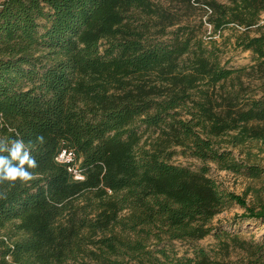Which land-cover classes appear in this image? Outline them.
<instances>
[{
	"label": "trees",
	"instance_id": "1",
	"mask_svg": "<svg viewBox=\"0 0 264 264\" xmlns=\"http://www.w3.org/2000/svg\"><path fill=\"white\" fill-rule=\"evenodd\" d=\"M154 1L0 2V137L32 141L38 163L28 183L0 185V264H227L202 248L178 258L169 245L210 235L232 204L239 218L264 222V186L249 205L204 165L261 177L233 150L264 145V90L240 98L226 84L244 70L220 65L213 42ZM193 3L212 34L241 29L237 47L264 67V0ZM62 150L81 181L73 163L56 161ZM231 241L244 264H264L263 245Z\"/></svg>",
	"mask_w": 264,
	"mask_h": 264
},
{
	"label": "rangeland",
	"instance_id": "2",
	"mask_svg": "<svg viewBox=\"0 0 264 264\" xmlns=\"http://www.w3.org/2000/svg\"><path fill=\"white\" fill-rule=\"evenodd\" d=\"M3 0H0L2 2ZM191 0H155L169 14L174 16L175 20L182 24L190 25L194 30L201 34L205 42H213L219 52L220 65L233 70L243 69L239 74V80L235 78L228 81L227 86H234L239 90L240 98H257L264 90V67H258L250 51H243L236 45V38L242 32L237 27H228L220 34H212L211 26L206 22L207 12L202 4L193 3ZM218 3L228 4L229 0H215ZM264 22V13L260 15L259 24ZM175 28V27H174ZM250 36H255V29L249 32ZM234 156L239 159L254 164L262 168L263 173L260 178H248L244 174H233L222 171L213 163H206L208 167V176L215 182L222 192L233 193L237 196L245 197L247 204L252 205L254 202V192L262 190L264 186V145L251 142L244 147L233 150ZM172 162L177 165L188 167L192 170L199 169L203 164L192 158L176 156ZM78 166V163H75ZM251 190V191H250ZM247 193L246 196L244 194ZM264 200V191L261 192ZM244 213V209L232 204L216 215L210 226L212 232L205 238L190 241H173L169 248L176 257H192L193 251L202 248L209 252L211 256L217 253V258L223 259L227 264H244L248 256L244 251L239 249L232 237H238L252 246H264V222L254 221L252 219L239 218ZM222 233L229 234L230 237L223 236ZM217 237L222 238L225 244H221Z\"/></svg>",
	"mask_w": 264,
	"mask_h": 264
},
{
	"label": "clouds",
	"instance_id": "3",
	"mask_svg": "<svg viewBox=\"0 0 264 264\" xmlns=\"http://www.w3.org/2000/svg\"><path fill=\"white\" fill-rule=\"evenodd\" d=\"M9 132H14L12 128ZM16 137L19 133L16 132ZM44 136L38 135L36 143L43 144ZM34 143H27L22 138L0 137V185L7 183L10 187H14L16 182L28 183L35 178L33 169L38 167L36 159L32 155ZM0 199H7L6 193H0ZM7 243V237H0ZM12 247V245H9ZM5 260L10 261L11 257H5Z\"/></svg>",
	"mask_w": 264,
	"mask_h": 264
},
{
	"label": "built area",
	"instance_id": "4",
	"mask_svg": "<svg viewBox=\"0 0 264 264\" xmlns=\"http://www.w3.org/2000/svg\"><path fill=\"white\" fill-rule=\"evenodd\" d=\"M56 161L62 164H74V154L71 151L62 150L56 157ZM78 166L72 165L68 167V171L73 175L74 180L81 181L83 179Z\"/></svg>",
	"mask_w": 264,
	"mask_h": 264
}]
</instances>
